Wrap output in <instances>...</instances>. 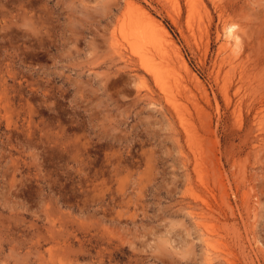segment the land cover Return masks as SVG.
I'll list each match as a JSON object with an SVG mask.
<instances>
[{
	"label": "rangeland",
	"instance_id": "rangeland-1",
	"mask_svg": "<svg viewBox=\"0 0 264 264\" xmlns=\"http://www.w3.org/2000/svg\"><path fill=\"white\" fill-rule=\"evenodd\" d=\"M136 1L188 128L126 0H0V264H264V0Z\"/></svg>",
	"mask_w": 264,
	"mask_h": 264
},
{
	"label": "bare ground",
	"instance_id": "bare-ground-1",
	"mask_svg": "<svg viewBox=\"0 0 264 264\" xmlns=\"http://www.w3.org/2000/svg\"><path fill=\"white\" fill-rule=\"evenodd\" d=\"M126 4L130 8V10L134 11L135 14L129 18L130 20L127 24V25H129L128 29L126 31V34L124 33V35H123L126 43L119 42V46L121 48V46H125L127 44L130 47V49L132 51L131 53H133L135 56L138 57V59L141 61V64H143V66H145V68L155 78L156 83L158 84L157 86L160 87V89H161L160 91H162L164 93V96L166 97L165 99H167V101L171 104V106L174 107V109L173 108L172 109L174 111L176 110L178 112V114L180 115V117H181L180 123H182L181 125L184 126V128H188L186 125L187 123H185L184 118L182 117L183 113L180 110L179 104H178L177 99H176V93H177V91H179V87L183 86L184 84H182V82L180 83L177 81L179 83V86L175 87L176 80H179V79H176V77H175L176 75L174 76V74L172 72L173 67L171 66V63H169L168 65H164V63L165 62L168 63L170 60L172 61V59H170V57H171L170 52L172 50V52L176 53L179 63H181L183 66L182 68L185 67L187 70L188 66L185 63L184 58L180 55L181 52H179V50L176 48L177 46H175L174 41H173L170 33L164 27V25L157 18H155L147 9H145L144 5L142 6L136 0H126ZM232 24H234V23H232ZM234 25H231L228 29V32H227L228 37L227 38H229V39L227 42H231L232 39H233V41L234 40L237 41L239 39L237 32L234 31V29L236 28ZM224 27H226V26H224ZM231 48H232V46H231ZM226 49H227V47H226ZM233 50L234 49H232V51ZM234 56L236 57V55H234ZM172 62H174V61H172ZM165 66H166V69H164ZM185 68H184V70H185ZM178 78H180V77H178ZM184 92L185 91H183V93ZM176 111H175V113H177ZM201 223H202V221H201ZM208 240L210 241V238Z\"/></svg>",
	"mask_w": 264,
	"mask_h": 264
}]
</instances>
